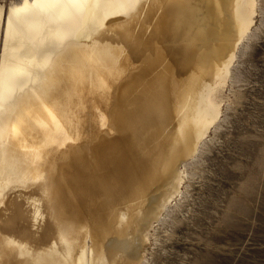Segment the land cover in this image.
Returning a JSON list of instances; mask_svg holds the SVG:
<instances>
[{
  "label": "bare ground",
  "instance_id": "bare-ground-1",
  "mask_svg": "<svg viewBox=\"0 0 264 264\" xmlns=\"http://www.w3.org/2000/svg\"><path fill=\"white\" fill-rule=\"evenodd\" d=\"M258 9L0 3V264H145L220 125Z\"/></svg>",
  "mask_w": 264,
  "mask_h": 264
},
{
  "label": "rangeland",
  "instance_id": "rangeland-1",
  "mask_svg": "<svg viewBox=\"0 0 264 264\" xmlns=\"http://www.w3.org/2000/svg\"><path fill=\"white\" fill-rule=\"evenodd\" d=\"M238 56L220 125L155 224L145 264H264V0Z\"/></svg>",
  "mask_w": 264,
  "mask_h": 264
}]
</instances>
